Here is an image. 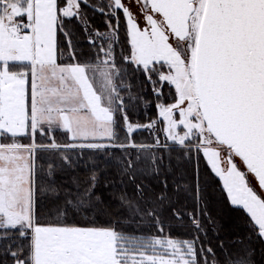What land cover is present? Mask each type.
I'll list each match as a JSON object with an SVG mask.
<instances>
[{
  "label": "snow or ice",
  "instance_id": "6c2138e0",
  "mask_svg": "<svg viewBox=\"0 0 264 264\" xmlns=\"http://www.w3.org/2000/svg\"><path fill=\"white\" fill-rule=\"evenodd\" d=\"M82 4L107 17V31L92 29ZM130 76L156 98L157 118L147 124L130 117V102L142 99ZM141 131L151 143L137 141ZM172 146L206 162L245 215L247 240L264 242V0H0V256L12 264H254L244 240L210 246L199 182L193 212L172 207L166 182L146 200L136 184L143 208L122 195L155 228L143 235L99 222L94 171L82 190L77 182L76 192L64 191L51 219L38 206V194L57 191L38 154H49L48 177L71 167L73 153L90 152L93 164L100 154L115 159L134 183L159 172L157 152ZM184 215L191 238H172L168 221Z\"/></svg>",
  "mask_w": 264,
  "mask_h": 264
},
{
  "label": "trees",
  "instance_id": "16d2710c",
  "mask_svg": "<svg viewBox=\"0 0 264 264\" xmlns=\"http://www.w3.org/2000/svg\"><path fill=\"white\" fill-rule=\"evenodd\" d=\"M93 1H91L92 3L89 1L88 4L94 5ZM81 8L91 27L95 30H102L104 27V22L101 18L102 14L98 11H93L92 7L84 4L81 5ZM90 14L91 17H88ZM121 23H123V20H121ZM71 27L77 33V40L82 51L88 53L89 45L84 34H82V27L76 21H73ZM121 36L123 39V28H121ZM127 79L132 85V95L142 97V99H136L130 102V117L132 121L145 124L151 120H155L157 118L155 107L157 101L151 89L148 88L146 92H142L138 79L131 76ZM122 94L127 99L129 92L123 91ZM138 133L136 134V139L140 138L146 132H141L143 134L140 136ZM121 135L123 134L121 133ZM149 136L151 135L149 134ZM150 138L149 140H151ZM57 140L60 143L65 142V138H57ZM23 141L28 142L26 139ZM43 142L47 143V140ZM145 143H151V141ZM160 151L163 152L161 153L162 159L157 164L159 172L137 174L134 183L129 178V175H122L120 173L119 165L115 159L100 154L93 157L96 161L93 164L89 160V156L92 155L90 152H85L83 155L73 153L71 167L64 166L62 169H57L52 177H48L46 173L48 170L49 161L47 157L49 154H38L45 157V159L37 160L38 164L43 165L45 182L50 183L52 187L57 189L55 193L48 191L43 194H38V206L44 213L45 219H51L53 215L51 210L54 205L62 202L65 198L64 191L76 192L77 182L80 183L82 190L85 186L84 182L89 179L91 173L94 171L97 176L95 195L99 196L102 202L98 205L101 209V212L97 214L99 216V222L119 221L123 230L136 235H143L149 232L153 233L155 228L150 227L147 221L141 220L140 216L135 215L134 208H131L129 204L121 201L120 197L122 195H125L133 205H139L143 208L145 206L144 200L138 197L136 184H140L143 187L144 199L146 200L148 197L154 199L159 193L165 191L166 182L167 193L173 201L172 207L183 209L185 212H193L198 207L195 196L196 184L199 182L202 197L199 208L205 210L207 213V216L201 217V219L207 232V240L210 246L217 249L219 243L223 241L225 247H236L238 245H234L231 242L237 241L238 239L244 240L246 243L251 244L254 264H264V245L256 238H253L250 242L247 240L249 229L245 223V215L237 207L231 206L228 203L217 179L211 175L204 160L202 158L197 160L195 156L192 158L184 157L183 152L178 150L177 147L173 148V146L170 150H158V152ZM119 155V151L113 153V156ZM140 166L148 167L150 165L142 163ZM185 184L189 185V190L184 189ZM168 207V205H165V209H162L165 217L171 216ZM208 217L211 218V221H209ZM74 221L82 222V218L75 217ZM168 222L171 224L169 232L172 238H191V221L187 215L183 216L182 222L175 217H172ZM138 224L139 228H137ZM4 259H7V264H12L10 257L0 256V261Z\"/></svg>",
  "mask_w": 264,
  "mask_h": 264
},
{
  "label": "rangeland",
  "instance_id": "374dc122",
  "mask_svg": "<svg viewBox=\"0 0 264 264\" xmlns=\"http://www.w3.org/2000/svg\"><path fill=\"white\" fill-rule=\"evenodd\" d=\"M91 2V1H93V0H88V2ZM92 3V2H91ZM104 3H107V0H94L93 1V4L94 5H100V4H104ZM88 17H91V14H90V16L88 15ZM87 18V17H86ZM101 18H102V21L104 22V27L102 28V30H98V31H100V32H105V31H107L108 30V28H107V25H106V19H107V17L105 16V15H101ZM121 20H123V18H121ZM92 29H94L93 27H92ZM82 30H83V28H82ZM82 34H84V36H85V38H86V41H87V39H88V37H87V35L85 34V32H84V30H83V32H82ZM124 37L125 36H123V39H124ZM121 39H122V36H121ZM165 91H167V89H165ZM122 95H124V94H122ZM156 116H157V109H156ZM149 123V122H148ZM145 124H147V123H145ZM141 132H144V131H141ZM141 132H139L138 134H139V136L140 135H142L141 134ZM146 133L145 134H143L140 138H137V141H143V142H149V141H151L152 142V136H149V132H147V131H145ZM59 134H61V136H59ZM63 132H58L57 134H56V138H58V139H61V138H65V140H66V137H65V135L63 134ZM151 137V138H150ZM149 138L151 139V140H149ZM148 139V140H147ZM161 139H163V137H161ZM29 142V141H28ZM28 142H25V143H28ZM169 144H171V142H169ZM177 147V146H176ZM176 147H174L173 146V148H176ZM178 148V147H177ZM163 149V148H162ZM160 150V149H159ZM164 150V149H163ZM163 152V151H162ZM161 151L160 152H158L157 153V155L161 158V153H162ZM184 157H186L185 155H184ZM205 162V161H204ZM205 164H206V162H205ZM207 168H208V170H209V172L211 173V171H210V168L207 166ZM211 175H213L214 176V174L213 173H211ZM215 177V176H214ZM216 179H217V181H218V183H219V186H220V188L222 189V182L219 180V178L218 177H215ZM224 193V192H223ZM224 195H225V197H226V194L224 193ZM227 199V198H226ZM228 201V200H227ZM228 203H229V201H228ZM230 204V203H229ZM231 205V204H230ZM232 206V205H231ZM236 207V206H235ZM167 231H169V229H167ZM155 232V229L153 230V233ZM262 244L264 245V242H262Z\"/></svg>",
  "mask_w": 264,
  "mask_h": 264
},
{
  "label": "crops",
  "instance_id": "0c3cea01",
  "mask_svg": "<svg viewBox=\"0 0 264 264\" xmlns=\"http://www.w3.org/2000/svg\"><path fill=\"white\" fill-rule=\"evenodd\" d=\"M23 143H25V141H22Z\"/></svg>",
  "mask_w": 264,
  "mask_h": 264
}]
</instances>
